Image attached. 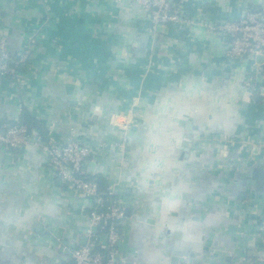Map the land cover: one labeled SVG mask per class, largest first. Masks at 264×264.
<instances>
[{"label":"crops","instance_id":"crops-1","mask_svg":"<svg viewBox=\"0 0 264 264\" xmlns=\"http://www.w3.org/2000/svg\"><path fill=\"white\" fill-rule=\"evenodd\" d=\"M172 2L191 23L153 29L136 0H0L14 62L36 35L21 81L0 83V129L21 104L42 124L0 146V264H70L66 246L89 241L95 202L51 168L43 133L91 148L86 175L125 207V264L264 259V63L231 57L209 27L264 0Z\"/></svg>","mask_w":264,"mask_h":264},{"label":"built area","instance_id":"built-area-1","mask_svg":"<svg viewBox=\"0 0 264 264\" xmlns=\"http://www.w3.org/2000/svg\"><path fill=\"white\" fill-rule=\"evenodd\" d=\"M136 2L150 11L153 29L160 23L184 26L192 22L184 16L181 6L174 4L172 0H136ZM209 27L228 36V53L231 57L252 58L255 67L262 64L256 59L257 56L264 58L263 13L247 10L239 19H226L209 24ZM35 37V34L30 37L29 43L18 54L15 64H12L8 39L6 36H0V83L6 78L14 86L21 81V66L27 64L32 55L36 44ZM246 85L251 93L257 89L253 77L246 80ZM20 110H23L22 104ZM30 139V127L22 120L0 129V146L9 152L26 145ZM36 143L42 148L48 164L59 178L81 195L95 202L88 214L85 228L89 237L88 244L80 247L66 246L68 256L74 259L76 264H125L117 258L123 237L122 225L126 218L125 207L122 201L114 197L110 187L107 190L109 196H104L98 181L86 175L84 165L90 157L91 148L73 137L66 142L43 141L38 138Z\"/></svg>","mask_w":264,"mask_h":264},{"label":"trees","instance_id":"trees-1","mask_svg":"<svg viewBox=\"0 0 264 264\" xmlns=\"http://www.w3.org/2000/svg\"><path fill=\"white\" fill-rule=\"evenodd\" d=\"M10 63L15 64V62L12 59H11ZM25 65H28V62ZM25 65L21 66L22 72H26V70H27V66H25ZM21 118H22L23 122L26 121L27 123L28 122L30 123L29 126H30L31 131L34 130V128L42 130V124L39 121H37L35 119V117L31 114V112L29 110H27L25 107H23V110L21 111ZM42 137H43L42 138L43 140H47V137L44 135V133H43ZM93 179L98 181V183L100 184L101 191H102L103 195L109 196L108 191H107L108 187H109L107 181L104 180L103 177H96Z\"/></svg>","mask_w":264,"mask_h":264},{"label":"water","instance_id":"water-1","mask_svg":"<svg viewBox=\"0 0 264 264\" xmlns=\"http://www.w3.org/2000/svg\"><path fill=\"white\" fill-rule=\"evenodd\" d=\"M257 60H258V62L263 63L264 58H263V56H257ZM261 93L264 94V89L262 90ZM256 99H261V95H257ZM261 223H262V221H259V224H261ZM117 258L119 259L120 256L117 255ZM70 264H76V261L74 259H71ZM253 264H264V259H262V261H260V260L255 261Z\"/></svg>","mask_w":264,"mask_h":264}]
</instances>
